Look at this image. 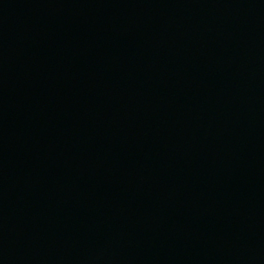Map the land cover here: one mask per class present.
<instances>
[{"label":"water","instance_id":"water-1","mask_svg":"<svg viewBox=\"0 0 264 264\" xmlns=\"http://www.w3.org/2000/svg\"><path fill=\"white\" fill-rule=\"evenodd\" d=\"M0 264H264V0H0Z\"/></svg>","mask_w":264,"mask_h":264}]
</instances>
